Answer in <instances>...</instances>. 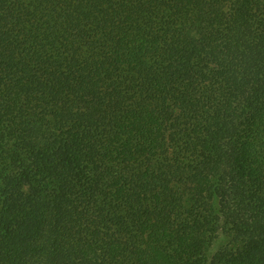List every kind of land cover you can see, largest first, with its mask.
Here are the masks:
<instances>
[{"label": "trees", "instance_id": "trees-1", "mask_svg": "<svg viewBox=\"0 0 264 264\" xmlns=\"http://www.w3.org/2000/svg\"><path fill=\"white\" fill-rule=\"evenodd\" d=\"M0 264H264V0H0Z\"/></svg>", "mask_w": 264, "mask_h": 264}]
</instances>
